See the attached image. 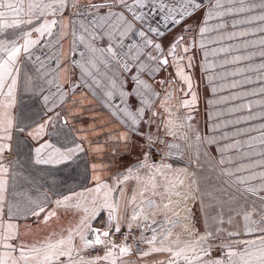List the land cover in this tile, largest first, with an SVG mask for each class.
Returning a JSON list of instances; mask_svg holds the SVG:
<instances>
[{
    "label": "crops",
    "instance_id": "0c3cea01",
    "mask_svg": "<svg viewBox=\"0 0 264 264\" xmlns=\"http://www.w3.org/2000/svg\"><path fill=\"white\" fill-rule=\"evenodd\" d=\"M90 2L98 3L101 0H79V7L85 9ZM160 3H163L165 8L169 4L170 8L176 10V18H180L181 0H160ZM202 3L203 7L193 11L192 15L185 16L181 21L185 22L183 23L185 32L179 24H171L164 28L161 23L160 30L164 32V35L154 37L155 42L162 46L160 53L151 47H140L142 40L136 34L140 22H133V31L123 38V48L119 46V37L113 39L101 34L100 39L94 42V46L106 48L112 44L113 50L123 61L121 65L126 64L127 68L119 66L107 54L104 55L106 64L97 61V67L92 68L85 63V68L91 72V76L85 75L79 64L71 63L73 58L81 63H84L86 59L80 56L84 47L78 42L77 51H71L73 37L68 21L76 19L73 16L71 0L63 13V22L68 26L61 30L63 37L59 45L53 41V38L44 37L41 38L40 44L32 49L34 59L31 63L36 67L37 79L43 86L42 91L37 94V100L42 102L43 113L39 118L34 119L24 133L15 135L18 150H26V153H21L20 156L17 153L19 157L16 175L18 180L22 179L23 172L26 170L24 160L27 159V170L32 165L34 171V173H28L46 182L41 194L46 198L43 202L46 213L55 211L58 218L61 214L71 213L81 218L84 213L82 208L77 209L71 204L77 203L76 197L63 206L57 205L56 201L73 192H84L85 196L91 199L95 194L85 190L95 187L98 182H103L113 189L112 197L117 208L118 219L113 221L112 227L117 223L119 226L125 223L127 214H133L137 206L136 195L138 193L140 195L141 191L148 186L150 179L147 174L154 172L160 177L171 173V169L164 165H172L175 162L172 163L171 160L166 159L151 162L145 153L144 139L148 135L157 133L159 134L157 143L160 146L176 145L167 138V135L160 134V128L165 125L164 116H170L176 109H180L187 122L188 147L192 150V155L196 156V163L201 169L199 194L204 227L216 228V220L223 214L232 218L231 224L235 223V228L241 225L242 202L237 199L230 200V197L252 198L254 196L242 191L243 186L233 183V176L223 173L228 170L237 176L246 175L247 171L236 172L235 170L241 166L264 161V145L260 144L259 139H251L260 136V126L264 125V117L261 116L264 113V94L259 91L261 87H264V82L260 79L264 76V70L259 67L264 64V57L259 55L264 48L252 45L251 41L264 37V33L257 32L255 35L235 39L221 40L220 37H226L232 32L251 31L258 26L264 27V23L259 21L233 26L234 21L249 19L253 15L264 13V10L257 8L244 13L233 12L219 19L209 20L207 27L213 31L202 37L199 29L205 26V15L215 0H202ZM251 3L259 4L260 0H245L243 6L247 8ZM224 7L236 9L241 7V4L239 0H233L229 5L225 0ZM119 10V8L113 9V11ZM148 10L146 7L142 11L148 12ZM189 11L192 10L189 9ZM131 17L132 13L126 12V20L131 22ZM159 19L160 15H155L152 21L145 22V30L148 23L156 26L155 20ZM218 23H224L225 27L216 30L215 26ZM30 27V25L21 26L17 30L22 32L29 30ZM98 31L102 32V30ZM151 35L149 33V36ZM181 36L184 37V44L177 49V54L184 57V74L191 78L190 90L187 83L177 75L178 66L172 57H167L168 65L162 66L158 71H152L156 67V61L148 59L149 53L162 58L166 57L169 46ZM33 37L36 38V34H33ZM85 39L88 40L87 35ZM201 40L205 41L204 47L200 46ZM213 40L217 42L212 43ZM89 43L93 42L89 40ZM246 44L247 47H245ZM130 46L133 49L131 52ZM184 46L190 48L187 53L183 51ZM220 47H228L231 51L217 55L211 54L213 49ZM205 52L209 54L205 56ZM57 53H59L58 61L55 59ZM96 55L99 56L100 53ZM35 56H40L44 61L43 67L35 60ZM236 56L250 58L238 62H225L233 61ZM188 57H192L190 67ZM141 65L144 66L143 70ZM57 76L59 92L56 83L47 82L56 79ZM93 77L99 81L98 84L93 82ZM136 78L143 81L147 88L138 85ZM233 84L236 86L232 87ZM60 92L64 93L63 99ZM108 92L112 93L110 98L106 95ZM121 92L125 94L123 97L120 95ZM193 92L196 94L195 104L183 107L185 100H191ZM245 93L248 94L245 95ZM45 95L50 97L47 104L43 101ZM245 104L251 106L250 110L243 107ZM49 108L52 109L51 112H48ZM49 115L54 118V123L49 125L48 135L39 140L30 137L28 132L32 131L34 122H43V119ZM249 116L256 118L246 119ZM133 117L136 120L135 124L132 123ZM173 126L174 124L167 125L171 131H175ZM53 129H55L54 132ZM45 140L60 147L61 150L73 148L76 145H79L81 150L73 155L71 161L63 164H37L35 148ZM221 160L224 161L223 164L220 163ZM129 170H132L131 173ZM251 171L259 173L264 171V167H257ZM125 176L129 178L123 180ZM94 177H99V181ZM118 181L122 182L118 183ZM251 183L258 184L260 181L257 179ZM39 193L36 190L28 195ZM134 196L135 199H133ZM147 196L149 194L146 192L145 198ZM99 203H103V200L101 199ZM108 214V210L103 209L97 214L95 220L89 218L82 225L72 227L79 229L84 224L90 223L95 226L100 224L101 228H105ZM100 216L102 220L99 219ZM55 223L58 224V228L64 226L61 222ZM225 223H228L227 219ZM54 227L53 225L52 228Z\"/></svg>",
    "mask_w": 264,
    "mask_h": 264
},
{
    "label": "snow or ice",
    "instance_id": "6c2138e0",
    "mask_svg": "<svg viewBox=\"0 0 264 264\" xmlns=\"http://www.w3.org/2000/svg\"><path fill=\"white\" fill-rule=\"evenodd\" d=\"M227 4H232L233 0H226ZM225 0H215L214 4H211L209 11L206 13L204 18V25L200 27L199 33L203 37L206 33L213 31V29L207 27V22L212 19H219L226 15H231L233 12L244 13L247 11H252L257 8L264 10V0H260V3H251L249 7H244L245 0H239L241 7L233 9L231 7H224ZM69 6V0H0V33H4L6 29H19L21 25H30L31 27L27 31H23L21 35L17 36L16 39H0V154L5 150L9 149V143H4V141H11L13 139V128L15 121V130L18 133H24L28 127L31 125H26L25 121L30 120L31 117L26 114V112L21 108L18 117H14L10 110L18 106L17 101V82L18 74L21 69L18 63L21 56L32 57V49L40 44L41 38L51 37L57 45H59L60 40L63 37V28L67 27L63 22V13ZM71 6L74 9L73 16L76 19H71L68 24L71 25V35L73 37V43L70 46L71 51H77V42L83 45L84 51L80 52L82 58H86L84 63H81L74 58L71 60L72 64H79L81 69H83L85 75L91 76V72L85 68V63L92 66V68L97 67V61L99 63L106 64L107 61L104 59V55L107 54L111 60L119 63L117 59V53L113 51V45L109 44L106 48H98L94 46V42L100 39L101 34L115 39L119 37L121 48L123 45V38L130 32L133 31V22H140V27L136 31V34L141 38L142 44L140 47H151L154 48L157 53L161 52V44L156 43L154 37L163 36L164 32L160 30L161 23L164 27H168V23L180 24L185 16L192 15V12L196 9L203 7L202 0H181V8L179 11V19L175 16V9L169 8L167 15H161L164 12L165 5L160 3V0H101L98 3H89L85 9L79 7V0H71ZM148 8V12L142 11L144 8ZM114 8H119V11H113ZM191 9L192 11H189ZM102 10L103 13H102ZM126 12H131V22L126 20ZM155 15H160L159 20H155L156 26H152L148 23L147 29L145 30L144 24L147 21H152ZM49 17H52L51 19ZM59 17V18H57ZM264 23V13L259 15H253L249 19L240 21H234L233 26L235 27L240 23H253V22ZM225 27L224 23H218L215 26L216 30H221ZM102 30V32L98 31ZM264 33V27H257L251 31H239L232 32L228 36H221L220 39H235L239 37H246L249 35H255V33ZM149 33L152 35L149 36ZM33 34H36V38H32ZM87 35L88 40L85 39ZM22 39L23 43H18L17 41ZM91 40L93 43H89ZM212 43L217 41L213 40ZM51 43V41H50ZM195 43V42H194ZM184 44V37H178L167 50V56L163 57L158 55L148 54V59L156 61V67L152 71H158L162 66L168 65L169 60L167 57H172L178 66L177 75L182 81L186 82L189 90L191 89V78L184 74L183 66V56H178L177 49ZM252 45H259L264 48V37L251 41ZM205 41L201 40L200 46L204 47ZM247 47V44L245 45ZM133 49L130 46L129 51ZM190 50L188 46L183 47V51L187 53ZM231 49L228 47H220L212 50V55H217L218 53H228ZM100 53L99 56L96 54ZM209 53L205 52V56ZM261 57H264V51L259 53ZM246 56H236L233 61L228 62H238L242 59H249ZM55 59L59 60V53H57ZM35 60L40 63V66H44V61L41 60L40 56H35ZM189 67L191 66L192 57H188ZM123 68H127V65H121ZM143 65H141V70H143ZM212 67V65H209ZM260 69L264 70V64H261ZM59 68V65H57ZM235 74V73H234ZM261 81L264 82V76L260 77ZM49 84L56 83L57 91H60V86L58 84V76L54 80H48ZM93 82L98 84L99 81L93 77ZM138 85H143L147 88V85L143 81L136 78ZM163 83V82H162ZM115 86V85H113ZM236 85L233 84L232 87ZM42 91V90H41ZM215 91V89H214ZM260 93L264 94V87L260 88ZM248 93H245L247 95ZM255 95L256 93H251ZM109 98L112 96L111 92L106 94ZM123 97L125 94L120 93ZM61 99H63L64 93L60 92ZM50 97L43 96V101L45 104L48 103ZM196 101V94L193 92L191 100H185L183 107H189L194 105ZM244 108L250 110V105H243ZM52 109L49 108L48 112ZM264 117V113L261 114ZM57 118H59V113H57ZM255 116H249L246 119H255ZM190 119V117H189ZM54 123V118L48 116L43 119V122H34L35 126L32 127V131L28 132V135L33 139L39 140L41 137L48 135L49 125ZM132 123L135 124L136 120L133 117ZM256 131L257 129H253ZM55 129H53V132ZM260 136L259 139L261 145H264V125L260 126ZM169 134L174 135L171 129H169ZM170 147H178V145H172ZM80 146L76 145L73 148H64L61 150L60 147L50 143L45 140L39 147L35 148V162L37 164H63L72 160L73 155L80 151ZM230 162V161H229ZM221 164L224 163L223 160L220 161ZM151 167V166H150ZM164 167H170L165 165ZM257 167H264V161L250 164L247 166H241L237 168L236 172H245L246 175H235L234 172L225 170L224 175L233 176V183L243 186L242 191L256 196L261 201H264V171L259 173H254L251 169ZM8 168L3 164H0V264H99L100 261H109L110 264H116V257L114 255V249L119 247L120 256L129 253V247L125 244L117 246L112 243L111 247H108L103 256H96L90 260H84L83 258L79 260H74L73 252L81 251L86 248H91L96 245H107L110 241L107 239L111 232L113 221L118 219L116 215V204L112 197L113 189L110 188L106 183L98 182L95 187L86 189L88 193H94L89 199L85 196L84 192H73L69 196H64L62 199L56 201L57 205H65L73 199L77 198V203L75 207L81 209L84 215L81 217L80 223L89 218L95 220L97 214L103 210L107 209L109 212L108 222L105 230L93 228L91 224L85 227V230L79 233L80 239L83 242L82 248L77 249L73 244L72 231L69 230V234L61 236L58 239L47 238L38 243H27L20 241L19 227L17 223L13 221L22 212L26 214L39 217L42 213L46 212V206L42 203H36L30 201L29 203L33 206L28 207L26 210L22 209L19 204H8L7 210L5 212V192L8 185V180L6 179ZM130 173L132 170H129ZM129 177H123V180H127ZM95 180L99 181V177H94ZM259 179L260 183L252 184L251 182ZM122 181H118L121 183ZM182 183V181L180 182ZM155 184H153V195H159L155 191ZM148 191L145 187L140 195L142 197L140 207L142 209L143 205L147 203L149 207L154 206L155 201L146 199L145 193ZM167 189H165V193ZM178 194V193H177ZM103 203H99L100 200ZM135 199V196L133 197ZM262 210H264V204L261 205ZM55 211L47 212L44 216V220L50 216H54ZM141 215L140 212L134 211L131 220L136 221ZM241 215V213H237ZM256 212L255 209H248L242 214L243 228L241 230L228 231V236L236 237H246L231 241L227 245V251L224 253L225 260H206L205 257L209 254L210 245L205 246L200 244L199 252L202 255L197 254L193 256L187 255L189 251L196 252V249L190 245H185L184 247H155L157 243V228L152 227V224L157 223L153 221L149 224L150 230L153 235L150 239H147V243L152 245L150 252H167L170 254L169 264H181L184 261L185 264H264V219H255ZM5 216L7 217L5 219ZM146 219V217H145ZM223 223V220L219 221ZM232 222L230 217L228 223ZM167 223L175 224L176 221H167ZM91 232L94 239L88 240L85 238L87 232ZM121 228L117 223L115 225V232H120ZM164 233L163 239L160 240V244L163 245V240L168 239L170 232L166 229H160ZM219 231V229H218ZM212 233H207L201 240H207ZM142 239H145L142 237ZM14 241H19V243H14ZM234 245H240L239 248L234 247ZM141 256L149 255V252H140ZM163 264V262H161Z\"/></svg>",
    "mask_w": 264,
    "mask_h": 264
},
{
    "label": "rangeland",
    "instance_id": "374dc122",
    "mask_svg": "<svg viewBox=\"0 0 264 264\" xmlns=\"http://www.w3.org/2000/svg\"><path fill=\"white\" fill-rule=\"evenodd\" d=\"M170 5L168 4L164 8V12L161 15H167ZM185 22H181L179 27L184 30L183 26ZM172 23L169 22L168 26ZM163 27L164 24L162 23ZM173 25V24H172ZM27 26V25H21ZM165 28V27H164ZM27 31V30H24ZM23 32V31H22ZM22 32L17 29H6L4 33H0V39H16L17 36L21 35ZM34 38V37H32ZM18 43H23V40L20 39ZM2 55V54H0ZM34 53L32 57L21 56V59L18 63L19 68L21 69L18 74L17 82V101L18 106L10 110L14 117H18L21 108L26 112L28 116L31 117L30 120L25 121L26 125H31L34 119H37L43 113V106L41 100H37L38 92H41V82L37 79V69L31 63L34 59ZM177 115V114H175ZM173 122L179 124V117L172 114ZM179 134L184 135L182 131ZM16 132L15 130V121L13 128V139L11 141H4V143H9V149L5 150L0 154V164H3L8 168V173L6 179L8 180L7 189L5 192L6 202H5V212L7 210L8 204H19L22 209H27L28 207L33 206L30 204V201L36 203H43L46 199L43 195V190L45 189L44 185L46 182H42L38 176H32L34 173L33 166L30 165L29 170L27 159L24 160L25 169L23 172V177L21 180L17 179V168H18V157L21 153H26V150H18L16 147ZM25 149V148H24ZM169 152V149H168ZM19 156H18V154ZM193 152L182 150L179 146L175 155L176 159H170L171 162H175L172 165H167L171 169V173L165 176H158L156 173L147 174L148 179H150L147 186V199L155 201L154 206L149 207L145 203L142 207L141 205L142 197L139 198V193L136 195L137 206L134 211H138L141 215L136 221L131 220L132 214H127L125 223L120 225L121 231L126 232L125 238L122 240L110 241L109 237L107 238L110 243L107 245H96L91 248H86L81 251H74L73 258L74 260H79L83 258L84 260H90L96 256H103L106 249L111 247V244L114 243L117 246L125 244L129 247V253L123 256L119 254V247L114 249V255L116 257V264H169L170 254L167 252H150V248L153 247L149 245L146 241L150 239L153 235V232L149 228V224L153 221L157 223L152 224V227L157 228V243L155 247H184L185 245H190L196 249V252L189 251L187 255L190 257L193 255L202 253L199 252L200 244L205 246L210 245L209 254L205 257L206 260H225L224 253L227 251V245L237 239L246 238V237H236L228 236V231L241 230L243 228V219L242 223L238 228H235V223H225L226 219L229 220L230 216L221 215L216 220V228H206L203 225L201 207H200V194H199V165L196 163V156L192 155ZM169 160V159H166ZM31 164V163H30ZM164 165V166H165ZM147 168V167H144ZM14 174L12 175V173ZM36 173V172H35ZM168 177V178H167ZM45 181V180H44ZM182 181V183H180ZM194 181V182H193ZM153 184H155V191L160 193L159 195H153ZM165 189L167 192L165 193ZM40 192L36 195H28L32 192ZM138 191V190H137ZM178 193V194H177ZM236 197V196H235ZM237 199L242 202L241 213L243 214L248 209H255L256 215L255 219H264V210H262L261 205L264 204V201H261L256 196L250 198L246 196H237ZM44 204V203H43ZM75 207L76 203H71ZM45 213H42L39 217L31 216L22 212L19 216L15 218L14 223L18 224L20 241L27 243H38L47 238L53 240L60 238L61 236H67L69 230L72 231L73 244L77 249L82 248V241L80 239L79 233L85 230V226L90 223L83 225L81 228H74L73 225H82L80 223L81 218L73 216L71 213H66L65 215L59 216L55 213L54 216H50L47 221L44 220ZM106 214V213H105ZM84 213H82V216ZM66 216V219H65ZM109 216V214H108ZM64 219H62V218ZM146 217V219H145ZM7 217L5 216V219ZM102 220V216L99 217ZM50 220H53L50 222ZM176 221L173 225L167 223V221ZM223 220V223L219 221ZM225 220V221H224ZM61 222L64 225L61 228L57 227V223ZM71 222V223H70ZM55 226L52 228V226ZM93 228L100 229L101 231L105 228H101L99 225L91 224ZM231 225H234L232 228ZM228 226V227H226ZM160 229H166L170 232L168 239L163 240V245L160 244V240L163 239L164 233ZM219 229V231H218ZM111 234L115 233V226L110 229ZM207 233H212L207 240H201V237H204ZM110 234V235H111ZM144 237L145 239H142ZM86 239H94L93 234L89 231L87 232ZM200 241V244L197 243ZM14 243H19V241H14ZM234 247L239 248L240 245H234ZM2 251V249H0ZM140 252H149L147 256H141ZM99 264H110L109 261H100ZM181 264H185L184 261H181Z\"/></svg>",
    "mask_w": 264,
    "mask_h": 264
},
{
    "label": "built area",
    "instance_id": "2783aa9c",
    "mask_svg": "<svg viewBox=\"0 0 264 264\" xmlns=\"http://www.w3.org/2000/svg\"><path fill=\"white\" fill-rule=\"evenodd\" d=\"M114 51V50H113ZM117 59L119 60V63H117L119 66H121V64L123 63L122 59L118 56L117 54ZM170 112H168V115ZM174 117L175 114H177L176 116L179 117V124L177 122H173V118L170 116H164L165 118V125H163L160 128V134L163 135H167V138H169L172 143H175L176 145H178V147H170V146H164V145H159L157 143V136L159 134H151L148 135L145 139H144V146H145V153L146 156L148 157L149 160H151V162H157V161H162L163 159H176L173 155L176 154L179 146H181L182 150H186L187 151H191L190 147H188L189 144V132L186 126V118L182 112V110L180 109H176L174 111ZM174 124V129L172 133H174V135L169 134V128L167 127V125H172ZM177 131V132H176ZM178 131H182L184 133V135L179 134L180 132ZM172 146V145H171ZM169 149V152H168ZM194 182V181H193ZM126 236V232H115L112 233L109 236V240L110 241H115V240H122V239H128V241L130 240V238H125Z\"/></svg>",
    "mask_w": 264,
    "mask_h": 264
},
{
    "label": "flooded vegetation",
    "instance_id": "af4514ba",
    "mask_svg": "<svg viewBox=\"0 0 264 264\" xmlns=\"http://www.w3.org/2000/svg\"><path fill=\"white\" fill-rule=\"evenodd\" d=\"M130 240H131V239H130ZM130 240H129V241H130Z\"/></svg>",
    "mask_w": 264,
    "mask_h": 264
}]
</instances>
